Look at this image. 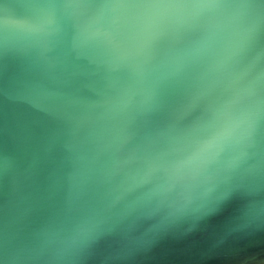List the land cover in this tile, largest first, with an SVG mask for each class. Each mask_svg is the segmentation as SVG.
<instances>
[{
	"label": "water",
	"instance_id": "obj_1",
	"mask_svg": "<svg viewBox=\"0 0 264 264\" xmlns=\"http://www.w3.org/2000/svg\"><path fill=\"white\" fill-rule=\"evenodd\" d=\"M0 264H264V0H0Z\"/></svg>",
	"mask_w": 264,
	"mask_h": 264
}]
</instances>
